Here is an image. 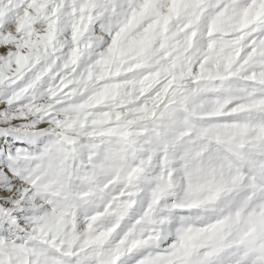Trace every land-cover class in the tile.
Wrapping results in <instances>:
<instances>
[{
    "label": "clouds",
    "instance_id": "clouds-1",
    "mask_svg": "<svg viewBox=\"0 0 264 264\" xmlns=\"http://www.w3.org/2000/svg\"><path fill=\"white\" fill-rule=\"evenodd\" d=\"M0 264H264V0H0Z\"/></svg>",
    "mask_w": 264,
    "mask_h": 264
}]
</instances>
